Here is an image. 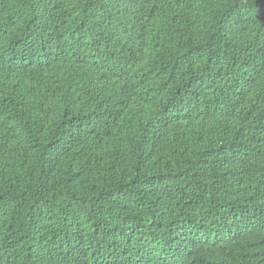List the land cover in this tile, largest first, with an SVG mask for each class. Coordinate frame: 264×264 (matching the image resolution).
<instances>
[{
	"label": "trees",
	"instance_id": "trees-1",
	"mask_svg": "<svg viewBox=\"0 0 264 264\" xmlns=\"http://www.w3.org/2000/svg\"><path fill=\"white\" fill-rule=\"evenodd\" d=\"M0 264H264V0H0Z\"/></svg>",
	"mask_w": 264,
	"mask_h": 264
}]
</instances>
